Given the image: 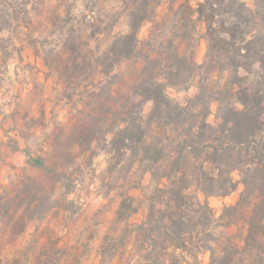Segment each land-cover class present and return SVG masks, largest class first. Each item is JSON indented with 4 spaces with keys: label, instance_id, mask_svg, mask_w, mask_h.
<instances>
[{
    "label": "rangeland",
    "instance_id": "obj_1",
    "mask_svg": "<svg viewBox=\"0 0 264 264\" xmlns=\"http://www.w3.org/2000/svg\"><path fill=\"white\" fill-rule=\"evenodd\" d=\"M199 1L157 2L155 20L139 31L142 56L119 63L109 77L119 102L132 95L151 46L168 52V42H174L180 55L203 63L207 42L205 24L195 13ZM242 1L250 7L254 3ZM14 3V22L0 31V264H136L130 231L148 214L153 184L138 166L129 171V161L114 158L110 138L95 131L87 118L96 99L106 96L93 83L95 61L114 36L128 31L129 2ZM188 7L197 44L186 49L183 36L192 31ZM168 93L184 102L197 88ZM143 108L148 114L152 103ZM211 110L214 124L218 103ZM28 156L42 157L44 168L31 165ZM241 191L209 198L217 219L225 206L236 204ZM127 195L138 212L120 221L117 212ZM201 260L207 264L209 254Z\"/></svg>",
    "mask_w": 264,
    "mask_h": 264
},
{
    "label": "trees",
    "instance_id": "obj_2",
    "mask_svg": "<svg viewBox=\"0 0 264 264\" xmlns=\"http://www.w3.org/2000/svg\"><path fill=\"white\" fill-rule=\"evenodd\" d=\"M15 1L0 0V31L14 22ZM159 1L127 0L128 31L114 36L95 61L93 83L106 90L105 99L97 98L87 116L110 138L109 153L129 161V171L138 166L153 184L148 214L130 231L136 264H204V254L207 264H264V0H253L252 7L242 0H200L195 13L206 27L203 63L180 55L174 42L168 52L151 46L160 57L143 56L132 95L119 102L109 77L119 63L142 56L139 31L155 20ZM188 14L186 49L197 44L189 7ZM193 85L197 93L184 102L168 93ZM28 157L44 168L42 157ZM240 187L236 204L217 219L209 198H226ZM137 212L127 195L117 213L128 221ZM219 227L237 231L217 232Z\"/></svg>",
    "mask_w": 264,
    "mask_h": 264
}]
</instances>
